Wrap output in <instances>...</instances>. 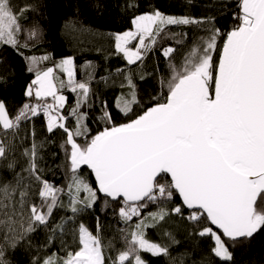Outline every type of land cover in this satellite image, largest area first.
Here are the masks:
<instances>
[{"label": "snow or ice", "instance_id": "obj_1", "mask_svg": "<svg viewBox=\"0 0 264 264\" xmlns=\"http://www.w3.org/2000/svg\"><path fill=\"white\" fill-rule=\"evenodd\" d=\"M92 6L101 8L99 0ZM212 6L220 15L231 8L226 0ZM41 7V0H0V50L11 48L30 74L27 102L14 115L0 99V169L11 175H0V264H11L9 250L25 243L31 249L40 229L48 235L31 264H151L145 254L167 264H235L234 250L264 234V0H236L227 30L215 15L167 14L150 5L133 15L129 29L107 34L109 55L126 64L99 80L91 61L77 65L72 56L33 52L45 35ZM71 23L87 30L76 18ZM156 52V68L145 71V58ZM12 76L0 75V90ZM137 76L156 81L151 94H141ZM101 82L120 90L111 103L94 91ZM65 91L75 95L71 106ZM93 97L104 125L95 134L87 123ZM41 116L49 134L43 139L35 126ZM57 132L61 187L46 179L51 166L43 155ZM57 155L51 153L53 160ZM97 204L116 220L107 242ZM93 215L94 230L84 221ZM177 218L196 245L173 255L180 241L165 225ZM202 240L210 253L194 259ZM57 241L59 248L48 251Z\"/></svg>", "mask_w": 264, "mask_h": 264}, {"label": "trees", "instance_id": "obj_2", "mask_svg": "<svg viewBox=\"0 0 264 264\" xmlns=\"http://www.w3.org/2000/svg\"><path fill=\"white\" fill-rule=\"evenodd\" d=\"M94 2L95 0H41V12L44 13L41 23L45 35L43 42L33 49V52L37 55L44 52L50 53L53 60L72 56L77 65H83L86 61H91L96 65V80H99L100 76L108 75V71H114L116 68L124 67L126 64L121 56L109 55L114 52V47H112L113 41L107 34L129 29L133 15L150 11V5H154L167 14H191L195 17L215 15L217 26L224 30H227L232 24L231 12L237 11L235 7L236 0H226L231 5L230 11L226 15H220L216 8L212 6L214 3L218 6V0H194L191 6L186 4V0H137L139 7L132 9L126 7L129 0H99L101 4L99 11L92 6ZM77 6L79 7L78 14L75 11ZM29 15L31 18V14ZM36 18L39 19L40 17L37 16ZM73 18L77 19V26H79V22H82L87 30H74L71 23ZM186 31L191 35L193 29L188 28ZM167 43H171V41ZM98 49L100 50L98 51ZM177 55L179 56V54ZM157 56H159V52H156L155 55L149 54L145 58V71L152 72L156 68L158 63L156 60ZM159 67L164 70L163 57H160ZM11 73H14V76L10 78V87L0 90V99L6 102L7 110L14 115L22 104L27 102L24 91L30 81V74L26 72L25 62L19 55L11 48L2 49L0 50V75ZM77 78H82L79 69ZM136 83L139 85L142 95L151 94L156 87V81L151 77H147L142 81L137 76ZM93 87L94 91L98 92L102 99H107L109 103L112 101L114 92L120 91L119 88H105L102 82L98 85L94 84ZM64 94L67 97L69 106L75 103V95L73 93L65 91ZM93 100L95 106L87 109L90 114L87 123L93 134H95L104 125L97 119L102 114L100 102L96 101L95 97H93ZM112 111L119 122L122 117L116 113L115 109ZM31 126L29 123L25 128H22L21 135H24L25 130L30 129ZM35 126L39 139L49 135L44 127L42 116L35 118ZM60 138V133L57 132L53 137L55 143L48 144L43 153L46 161L45 166H51V170L46 172V179L57 187L65 184V174L58 167L63 158V153L59 149ZM51 153H58L54 160ZM0 175L7 179L11 178L10 173L5 169H0ZM90 181L94 185L92 177H90ZM64 199L66 200L67 198L64 197ZM64 214L65 212L62 209L55 210V220H59L60 216ZM95 215L100 216L102 223L105 224V242H107V238H110L115 230L116 220L111 215V209H108L107 214L100 212L99 204L96 205ZM95 215L84 217L85 223L93 230L95 229ZM108 225L112 227L109 228ZM165 227L169 228L176 239L180 241V244L172 249L173 255L185 250H192L196 245V240L188 237L187 231L181 226L178 218L176 223H170L165 225ZM149 233L153 240L159 241L162 238L161 234L155 230L150 229ZM47 235L48 233L43 229L38 230L32 234L31 249L25 243L15 251L9 250L7 259L11 261V264H31L32 256L36 255L39 246L45 243ZM208 245L209 242L207 240H202L200 246L195 249L193 258L199 259L204 254L210 253ZM58 248L59 241L56 242L54 248L48 251H56ZM45 254V250L41 248L39 250L41 258ZM145 258L149 259L151 264H167L163 257L152 258L150 255L145 254ZM234 258L235 264H264V234L257 235L250 245L237 247L234 250ZM211 259L216 258L211 257Z\"/></svg>", "mask_w": 264, "mask_h": 264}, {"label": "water", "instance_id": "obj_3", "mask_svg": "<svg viewBox=\"0 0 264 264\" xmlns=\"http://www.w3.org/2000/svg\"><path fill=\"white\" fill-rule=\"evenodd\" d=\"M92 179H93V182H94V177H92Z\"/></svg>", "mask_w": 264, "mask_h": 264}]
</instances>
